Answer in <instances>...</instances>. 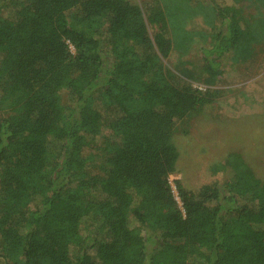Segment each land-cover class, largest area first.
<instances>
[{
  "label": "trees",
  "instance_id": "1",
  "mask_svg": "<svg viewBox=\"0 0 264 264\" xmlns=\"http://www.w3.org/2000/svg\"><path fill=\"white\" fill-rule=\"evenodd\" d=\"M229 2L194 0L208 86L264 46V0ZM172 37L159 0H0V262L264 264V182L239 155L174 199V129L222 91L163 65ZM102 131L117 143L91 147Z\"/></svg>",
  "mask_w": 264,
  "mask_h": 264
},
{
  "label": "rangeland",
  "instance_id": "2",
  "mask_svg": "<svg viewBox=\"0 0 264 264\" xmlns=\"http://www.w3.org/2000/svg\"><path fill=\"white\" fill-rule=\"evenodd\" d=\"M128 1L145 13L153 0ZM212 1L219 6L230 4L229 0ZM159 2L168 16L173 35V49L162 60L163 65L175 74H191V84L200 92L215 94L218 91L220 95L222 91L210 104L184 118L174 129L173 143L178 159L175 173L169 176L168 182L177 206L182 210L176 182L189 191L214 181L218 186L222 185L229 178V170L212 169L221 166L231 153L239 155L255 176L264 182V46L257 47L255 55L241 66L222 64V76L208 86L201 72L200 53L210 46L212 39L202 24L204 14H194V0ZM147 28L152 36L153 29L149 25ZM198 34L202 42L194 40V35L198 37ZM89 140L91 147L100 148L106 141L117 143L107 131ZM86 154L94 161L100 157V151L94 148L87 150Z\"/></svg>",
  "mask_w": 264,
  "mask_h": 264
},
{
  "label": "built area",
  "instance_id": "3",
  "mask_svg": "<svg viewBox=\"0 0 264 264\" xmlns=\"http://www.w3.org/2000/svg\"><path fill=\"white\" fill-rule=\"evenodd\" d=\"M174 196V195H173ZM174 199H175V197H174ZM176 200V199H175ZM182 211V210H181Z\"/></svg>",
  "mask_w": 264,
  "mask_h": 264
}]
</instances>
